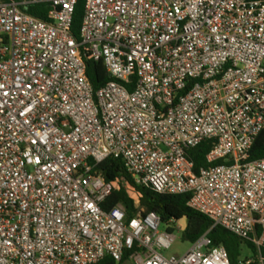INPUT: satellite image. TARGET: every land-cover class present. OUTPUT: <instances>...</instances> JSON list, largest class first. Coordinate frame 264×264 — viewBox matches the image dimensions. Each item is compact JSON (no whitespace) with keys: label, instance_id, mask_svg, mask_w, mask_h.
Here are the masks:
<instances>
[{"label":"built area","instance_id":"1","mask_svg":"<svg viewBox=\"0 0 264 264\" xmlns=\"http://www.w3.org/2000/svg\"><path fill=\"white\" fill-rule=\"evenodd\" d=\"M78 1L0 0V264H231L205 235L165 257L181 221L104 181L107 158L135 186L188 195L253 251L238 264H264V158L248 160L264 129V0H81L76 38ZM35 4L51 22L22 10ZM85 59L110 78L97 91ZM204 141L194 173L186 152ZM120 187L130 218L102 209Z\"/></svg>","mask_w":264,"mask_h":264},{"label":"trees","instance_id":"2","mask_svg":"<svg viewBox=\"0 0 264 264\" xmlns=\"http://www.w3.org/2000/svg\"><path fill=\"white\" fill-rule=\"evenodd\" d=\"M22 10L41 21L51 22L50 13L52 8L48 4L27 5L22 7ZM82 16L83 1L79 0L75 6L71 25V32L76 38L81 25ZM85 65L86 78L92 85L94 91H97L110 81V78L100 62L85 59ZM211 144V141H204L197 147L187 150L186 155L193 163L194 173H197L199 168L208 166L205 155L211 148ZM262 158H264V129H262L254 139L249 151L248 160L254 161ZM220 163L221 161H217L213 165H218ZM96 169L106 182H112L119 177H124L127 180L129 188L137 194L138 204L140 209L143 210V213H155L163 223L169 220L174 222L184 221L185 227L182 232L183 240L192 244L201 236L205 235L209 240L210 247L222 246L229 256L230 263L237 264L236 257L242 245L241 242L222 228L212 227V223L204 215L189 209L186 205L189 199L188 195L158 194L150 189L135 186L132 179L126 174L122 162L118 159L107 158L100 163ZM117 204L123 206L127 218L132 217L136 213L131 198H129L128 193L121 187L106 198L102 204V209L108 211ZM262 255H264V251H262ZM123 261L116 263L112 258L105 257L96 264H124Z\"/></svg>","mask_w":264,"mask_h":264},{"label":"rangeland","instance_id":"3","mask_svg":"<svg viewBox=\"0 0 264 264\" xmlns=\"http://www.w3.org/2000/svg\"><path fill=\"white\" fill-rule=\"evenodd\" d=\"M178 225L180 229L173 231V236L175 237L174 242L171 244L168 250L162 252L165 257L183 255L190 248V244L182 238V232L183 228L185 227V222L181 221L178 223ZM163 230L164 228L161 226L159 228V232H163ZM245 257H253V251H251L246 246L241 245L239 248L238 256L236 257L237 264L243 261Z\"/></svg>","mask_w":264,"mask_h":264}]
</instances>
